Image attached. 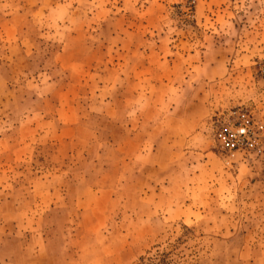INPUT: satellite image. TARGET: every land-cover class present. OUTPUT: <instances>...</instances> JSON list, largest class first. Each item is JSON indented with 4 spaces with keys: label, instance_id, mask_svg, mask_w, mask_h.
Segmentation results:
<instances>
[{
    "label": "rangeland",
    "instance_id": "rangeland-1",
    "mask_svg": "<svg viewBox=\"0 0 264 264\" xmlns=\"http://www.w3.org/2000/svg\"><path fill=\"white\" fill-rule=\"evenodd\" d=\"M264 0H0V264H264Z\"/></svg>",
    "mask_w": 264,
    "mask_h": 264
},
{
    "label": "built area",
    "instance_id": "built-area-1",
    "mask_svg": "<svg viewBox=\"0 0 264 264\" xmlns=\"http://www.w3.org/2000/svg\"><path fill=\"white\" fill-rule=\"evenodd\" d=\"M213 140L227 157H257L264 150V121L246 109L231 110L217 122Z\"/></svg>",
    "mask_w": 264,
    "mask_h": 264
}]
</instances>
